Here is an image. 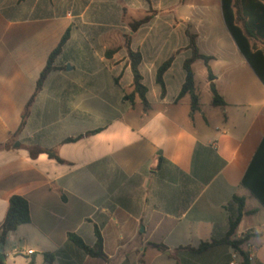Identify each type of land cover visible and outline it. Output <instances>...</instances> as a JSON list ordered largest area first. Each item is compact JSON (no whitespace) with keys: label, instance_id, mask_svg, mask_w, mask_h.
<instances>
[{"label":"crops","instance_id":"obj_1","mask_svg":"<svg viewBox=\"0 0 264 264\" xmlns=\"http://www.w3.org/2000/svg\"><path fill=\"white\" fill-rule=\"evenodd\" d=\"M151 12L132 32L129 24ZM189 24L225 102L212 104L207 67L196 60L198 94L201 61L209 101L199 99L195 113L190 96L180 97ZM129 34L142 56L146 109L125 99L134 80ZM172 57L163 95L157 73ZM263 138L264 84L229 33L221 0H0V236L13 196L28 201L31 215L0 242L6 264H264V206L242 185ZM36 148L61 161L31 156ZM234 196L245 204L231 240L246 239L244 254L229 244L185 249L226 238L239 216ZM97 230L107 260L69 239L94 247Z\"/></svg>","mask_w":264,"mask_h":264},{"label":"trees","instance_id":"obj_2","mask_svg":"<svg viewBox=\"0 0 264 264\" xmlns=\"http://www.w3.org/2000/svg\"><path fill=\"white\" fill-rule=\"evenodd\" d=\"M222 1V12L225 25L235 41L239 51L245 57L250 67L253 69L255 74L264 84V0H221ZM154 12L147 15L141 20L133 21L129 24L132 32H136L142 25L148 23L153 16ZM187 35L190 40L189 49L192 51V56L188 58L184 63V70L186 73L185 83L183 85L180 97L186 95L190 96L191 99V112L195 113L199 110V94L195 81V74L192 68L193 63L196 60H202L208 70V79L211 81V92H212V104L214 106L225 105L224 99L220 96L217 91L211 68L209 66L210 57L203 55L197 46V36L191 30L190 24L188 25ZM71 36V29H68L64 34L60 44L50 55L46 68L40 75L37 82L36 90L26 106V110L22 117V123L19 130L25 126L27 118L29 117L30 107L35 101L37 95L41 92L43 84L48 74L55 69L53 63L57 56L61 53L63 47L68 42ZM131 38L132 36L126 35V48L128 50V57L133 73V85L132 91L125 95V99L130 101L134 106L137 102L142 104L144 108L149 107L148 100L146 98L147 88L143 85V77L140 72V64L142 61L141 53L133 51L131 49ZM173 61V57L166 61L158 70L157 83L162 87V94H165V85L163 76L165 72L170 68ZM78 138H70L68 142H74ZM35 151V152H34ZM37 152L46 153L50 158L61 161L54 150H43L36 148L31 150V156H34ZM242 185L247 188L251 194L264 206V138L260 143L257 151L246 171V174L242 180ZM234 202L239 205V216L231 220L230 230L225 239L221 241H213L212 243H202L199 248H185L191 252L200 253L213 246L220 244H229L233 248L239 250L242 254L244 252L241 246L246 243V239L231 240L234 235L241 216L243 214L245 200L244 198L234 196ZM31 221L30 209L28 201L20 196H13L10 200L9 210L2 226V233L0 236V242H4L6 236L21 225L28 224ZM97 242L94 247L87 246L84 241L75 234H69V239L81 250L91 257L101 258L107 260V256L103 251V244L100 232L96 231ZM159 250H166L164 245L152 244ZM46 259L51 261L54 259V255L46 254ZM0 264H6L0 260Z\"/></svg>","mask_w":264,"mask_h":264},{"label":"rangeland","instance_id":"obj_3","mask_svg":"<svg viewBox=\"0 0 264 264\" xmlns=\"http://www.w3.org/2000/svg\"><path fill=\"white\" fill-rule=\"evenodd\" d=\"M132 15V14H131ZM141 15H144L143 12L142 14H139V13H135V19H138L141 17ZM204 68V65L203 63L200 61L199 64L195 67V71L197 73V82H198V85H199V88L201 90V98H200V102L202 105H208V101H209V97H208V94L203 90V82H202V77H201V71L203 70ZM182 119L184 121H187L186 118H183ZM197 120L198 122L203 125L204 124V119L203 117H201L200 115H197Z\"/></svg>","mask_w":264,"mask_h":264},{"label":"water","instance_id":"obj_4","mask_svg":"<svg viewBox=\"0 0 264 264\" xmlns=\"http://www.w3.org/2000/svg\"><path fill=\"white\" fill-rule=\"evenodd\" d=\"M68 69H71V66H67ZM3 243H0V260H4V255H3V252H4V249H3Z\"/></svg>","mask_w":264,"mask_h":264},{"label":"built area","instance_id":"obj_5","mask_svg":"<svg viewBox=\"0 0 264 264\" xmlns=\"http://www.w3.org/2000/svg\"><path fill=\"white\" fill-rule=\"evenodd\" d=\"M29 253L31 254L32 253V251H29ZM237 256V254H235L233 257L235 258ZM249 258L250 259H252V257L251 256H249Z\"/></svg>","mask_w":264,"mask_h":264}]
</instances>
